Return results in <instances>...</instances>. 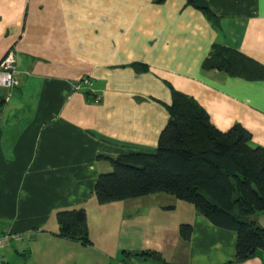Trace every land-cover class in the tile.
<instances>
[{
	"label": "crops",
	"instance_id": "crops-1",
	"mask_svg": "<svg viewBox=\"0 0 264 264\" xmlns=\"http://www.w3.org/2000/svg\"><path fill=\"white\" fill-rule=\"evenodd\" d=\"M204 2L0 0V61L13 50L18 80L4 102L0 86V237L16 236L0 245V264H156L124 250L171 264H264V250L235 262L236 232L187 201L154 193L99 204L93 194L111 169L100 155L156 148L171 88L219 130L240 123L264 147V79L201 66L214 42L264 64V0ZM80 206L91 245L93 228L105 232L101 259L83 260V244L57 234L56 213ZM257 221L264 229V212Z\"/></svg>",
	"mask_w": 264,
	"mask_h": 264
},
{
	"label": "trees",
	"instance_id": "trees-1",
	"mask_svg": "<svg viewBox=\"0 0 264 264\" xmlns=\"http://www.w3.org/2000/svg\"><path fill=\"white\" fill-rule=\"evenodd\" d=\"M203 11L214 18L208 9ZM143 66L133 67L140 71ZM201 66L203 71L264 79V64L220 42L212 44ZM171 97L156 148L100 155L111 169L99 173L93 194L99 204L154 193L187 201L214 225L236 232L234 261H245L264 250V229L257 221L264 212V147L253 145L250 132L240 123L219 130L193 96L171 88ZM55 217L59 236L91 243L84 207L59 210ZM179 233L189 239L191 225L182 223ZM123 253L171 264L154 250Z\"/></svg>",
	"mask_w": 264,
	"mask_h": 264
},
{
	"label": "built area",
	"instance_id": "built-area-1",
	"mask_svg": "<svg viewBox=\"0 0 264 264\" xmlns=\"http://www.w3.org/2000/svg\"><path fill=\"white\" fill-rule=\"evenodd\" d=\"M13 50H9L0 61V86L5 87L8 90H12V88L18 83L16 77V65H15V57ZM82 82L84 84L90 85V82L87 78H83ZM11 91L5 95V99H8V96ZM16 237L10 234H4L0 237V245L6 242L10 238Z\"/></svg>",
	"mask_w": 264,
	"mask_h": 264
},
{
	"label": "rangeland",
	"instance_id": "rangeland-1",
	"mask_svg": "<svg viewBox=\"0 0 264 264\" xmlns=\"http://www.w3.org/2000/svg\"><path fill=\"white\" fill-rule=\"evenodd\" d=\"M107 206H109V205H107ZM101 212H102L101 219L96 220V222L99 221L101 223H104L103 217L105 215H107V209L101 208ZM89 218L92 221V223H95L96 216L94 214V211L92 212L90 209H89ZM92 237L94 239H96V241L94 242V246L91 245V243L89 246H85V245L82 246L81 256H82L83 260H85V259L91 260L90 257H93V256L94 257H93L92 261H95L96 259H101V257H100L101 252H98L96 249H94V247H96L97 249H100V250H105V251L108 250V246H106L107 244H105V241H106L105 240V232L100 231L98 228H96V229L93 228L92 229ZM102 241L104 244L102 243Z\"/></svg>",
	"mask_w": 264,
	"mask_h": 264
},
{
	"label": "water",
	"instance_id": "water-1",
	"mask_svg": "<svg viewBox=\"0 0 264 264\" xmlns=\"http://www.w3.org/2000/svg\"><path fill=\"white\" fill-rule=\"evenodd\" d=\"M190 1L193 2L199 8H205L206 7L204 0H190Z\"/></svg>",
	"mask_w": 264,
	"mask_h": 264
}]
</instances>
